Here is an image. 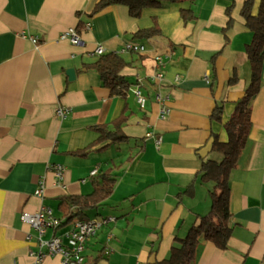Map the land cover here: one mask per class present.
<instances>
[{"label": "crops", "instance_id": "1", "mask_svg": "<svg viewBox=\"0 0 264 264\" xmlns=\"http://www.w3.org/2000/svg\"><path fill=\"white\" fill-rule=\"evenodd\" d=\"M96 1L0 0V264H59L57 255L39 262L30 255L37 247L36 230L20 214L46 206L60 217V198L90 192L104 171L116 178L113 191L84 218L76 216L55 230L77 219L114 217L87 238L83 264H158L174 238L209 210L211 185L200 181L198 169L203 158L219 157L210 152L212 133L226 140L223 121L249 81L245 46L252 32L240 15L244 0L163 1L138 17L121 4L89 15ZM229 5L231 23L224 29ZM179 7L191 8L196 18L183 21ZM80 20L79 43L59 39ZM154 24L159 35L133 37ZM129 41L142 44L144 51L120 53L128 62L121 73L129 87L124 96L110 95L98 72L83 66L97 58L92 53L97 44L117 52ZM156 55L164 66L162 79L154 82ZM233 74L237 78L229 82ZM139 80L147 97L143 109L131 91ZM157 93L170 108L165 118L159 116ZM216 104L222 105L221 121L210 117ZM57 106L70 112L60 117ZM123 110L125 141L102 142L84 155L72 153L97 137L94 126L112 128ZM250 121L229 174L228 245L219 249L201 242L194 264H264V59L260 88L250 100ZM148 133L161 141L156 144ZM54 164L63 166V185L56 182ZM40 179L44 187L38 196ZM189 184L190 194L185 192Z\"/></svg>", "mask_w": 264, "mask_h": 264}, {"label": "trees", "instance_id": "2", "mask_svg": "<svg viewBox=\"0 0 264 264\" xmlns=\"http://www.w3.org/2000/svg\"><path fill=\"white\" fill-rule=\"evenodd\" d=\"M163 1L181 2L193 0H97L89 15L112 4H121L127 7L129 15L140 16L146 7L160 6ZM255 0H244L240 15L244 25L252 32V38L245 46V53L250 69L249 81L244 89L243 95L237 99L229 117L223 121L226 131V140H220L212 133L210 152L217 153L218 158L206 157L201 160L198 169L199 179L203 183H211L209 189L210 207L209 210L198 215L182 237H175L170 247L168 256L158 261V264H194L198 246L203 241L212 242L217 248L224 249L232 234L231 212L229 209V174L236 166L240 153L245 145L250 129V100L258 92L261 85V72L264 59V0L257 1L254 11ZM231 5L226 7L228 19L224 29L231 23L229 16ZM179 13L183 21H192L196 18L193 10L189 7H179ZM82 21L75 27L79 32ZM160 30L156 24L148 28L138 29L133 37L148 38L157 36ZM128 62L116 51H108L85 68H94L110 95H125L129 82L121 73V70ZM233 74L229 82L236 80ZM222 105L216 104L211 111L212 119L221 121ZM124 110L108 125H96L94 129L98 132L97 137L81 149L73 151V154L84 155L88 150L97 144L108 141V143H120L127 139L122 132V124L126 120ZM107 143V144H108ZM115 176L110 171H104L95 178L92 190L85 194L67 195L60 198L57 209L61 216L60 225H66L76 216L84 218L86 210L96 209L100 203L113 191ZM186 193L192 192V185L185 189Z\"/></svg>", "mask_w": 264, "mask_h": 264}, {"label": "built area", "instance_id": "3", "mask_svg": "<svg viewBox=\"0 0 264 264\" xmlns=\"http://www.w3.org/2000/svg\"><path fill=\"white\" fill-rule=\"evenodd\" d=\"M84 26L89 28L90 22H86ZM27 36L33 43H37L39 40L35 35L28 34ZM59 39H67L71 43L77 44L80 42V35L75 27H69L59 34ZM143 51L144 46L142 44L129 41L124 43L117 52L128 53ZM105 52V48L102 45L97 44L92 53L101 55ZM155 61L156 66H158L159 69L150 76V79L154 82L162 79V67L164 66V59L162 56L156 55ZM140 86L139 80V82L132 86L131 91L136 98L138 107L143 109L147 104V97L142 92ZM156 99L160 103L159 116L160 118H165L170 112V108L165 102L166 99H163L159 93L156 94ZM55 112L58 116L64 117L70 112V109L69 107L57 106ZM148 135L154 137L156 144L161 141V137L158 134L148 133ZM51 169L55 175L56 182L60 185H63V166L54 164L52 165ZM96 173L97 169L94 168L89 172V175L92 177ZM82 181H84V179H82ZM43 187L44 182L42 179H40L34 193L38 196H41L43 194ZM20 220L36 230L37 247L35 250H31L29 252L30 255L34 257L36 262L42 261L47 256L57 255L60 257L59 264H83L87 238L92 236L101 226L108 223L109 221L114 220V217L103 215L85 219H77L71 222L68 226L62 228L61 231L55 232V230L61 226L60 219L53 215L50 208L42 206L39 210L33 213L27 211L21 212ZM50 229H52L51 234L49 237H45L44 235ZM26 238L30 239L31 235L28 233Z\"/></svg>", "mask_w": 264, "mask_h": 264}, {"label": "water", "instance_id": "4", "mask_svg": "<svg viewBox=\"0 0 264 264\" xmlns=\"http://www.w3.org/2000/svg\"><path fill=\"white\" fill-rule=\"evenodd\" d=\"M67 73H68L70 79H73V77H74V71H73V69H68L67 70Z\"/></svg>", "mask_w": 264, "mask_h": 264}, {"label": "rangeland", "instance_id": "5", "mask_svg": "<svg viewBox=\"0 0 264 264\" xmlns=\"http://www.w3.org/2000/svg\"><path fill=\"white\" fill-rule=\"evenodd\" d=\"M208 185H211V183H207Z\"/></svg>", "mask_w": 264, "mask_h": 264}]
</instances>
